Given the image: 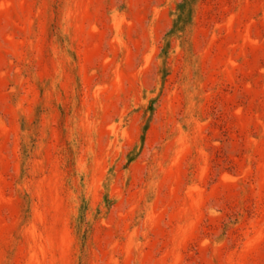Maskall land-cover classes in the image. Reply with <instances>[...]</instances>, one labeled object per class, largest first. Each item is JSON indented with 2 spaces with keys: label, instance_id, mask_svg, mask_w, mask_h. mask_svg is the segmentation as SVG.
<instances>
[{
  "label": "rangeland",
  "instance_id": "rangeland-1",
  "mask_svg": "<svg viewBox=\"0 0 264 264\" xmlns=\"http://www.w3.org/2000/svg\"><path fill=\"white\" fill-rule=\"evenodd\" d=\"M0 264H264V0H0Z\"/></svg>",
  "mask_w": 264,
  "mask_h": 264
}]
</instances>
